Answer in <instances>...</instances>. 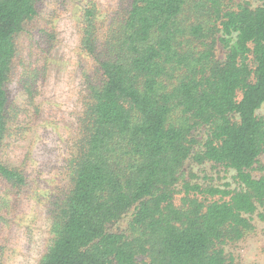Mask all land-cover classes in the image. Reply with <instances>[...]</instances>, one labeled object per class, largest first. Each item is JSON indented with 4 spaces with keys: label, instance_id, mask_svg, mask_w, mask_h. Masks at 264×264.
Segmentation results:
<instances>
[{
    "label": "trees",
    "instance_id": "1",
    "mask_svg": "<svg viewBox=\"0 0 264 264\" xmlns=\"http://www.w3.org/2000/svg\"><path fill=\"white\" fill-rule=\"evenodd\" d=\"M42 1L0 0V182L18 197L30 180L4 156L9 82ZM72 2L90 64L39 264H249L264 223V0ZM42 32L47 51L56 31ZM40 74L22 73L28 98ZM209 164L223 182L198 181Z\"/></svg>",
    "mask_w": 264,
    "mask_h": 264
},
{
    "label": "rangeland",
    "instance_id": "2",
    "mask_svg": "<svg viewBox=\"0 0 264 264\" xmlns=\"http://www.w3.org/2000/svg\"><path fill=\"white\" fill-rule=\"evenodd\" d=\"M72 1L43 0L41 18L18 37L19 53L9 82L11 134L3 149L5 158L26 170L30 186L18 197L6 191L8 184L0 182V264H39L53 237L48 198L66 178L76 115L83 100V70L90 64L79 49L78 7ZM97 1L107 10L122 0ZM46 27L56 31L53 46L47 51L41 45ZM38 67L37 92L28 98L22 88V73ZM195 169L202 185L224 181L225 173L218 166ZM259 228L244 246L249 264H264V223Z\"/></svg>",
    "mask_w": 264,
    "mask_h": 264
}]
</instances>
